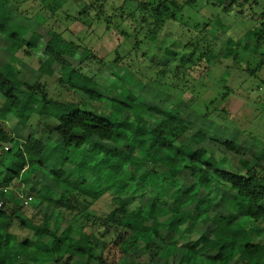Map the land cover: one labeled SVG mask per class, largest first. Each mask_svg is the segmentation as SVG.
<instances>
[{"label": "trees", "instance_id": "trees-1", "mask_svg": "<svg viewBox=\"0 0 264 264\" xmlns=\"http://www.w3.org/2000/svg\"><path fill=\"white\" fill-rule=\"evenodd\" d=\"M226 2L229 13L237 0H208L216 6ZM196 3L93 0L89 9L98 6L99 20L105 7L113 9L105 19L110 31L113 20L135 4L129 18L140 15L141 31L136 30L143 34L135 51L176 20L183 5ZM8 37L30 57L43 39L36 33L28 39ZM252 39L239 58L243 53L256 57L259 63L250 71L256 75L264 67V12ZM73 47L72 42L57 49L43 46L47 59L42 65L61 68V88L100 101L99 92L80 86L70 60ZM236 48H242L241 42ZM91 57L82 55L80 65ZM86 100H57L45 84L24 80L18 70L0 69V188H8L0 192L5 202L0 208V264H264V155L248 159L230 137L191 134L193 127L178 116L156 120L134 102L114 100L106 114L87 107ZM43 104L52 107L51 118L37 111ZM29 112L40 118L37 124ZM16 116L18 133L6 125ZM205 144L218 146L222 158L203 153ZM61 149L65 167L54 161ZM103 158L108 166L98 170ZM14 181L15 192L9 189ZM27 184L40 191L29 188L33 199L25 206L20 196ZM48 185L45 197L41 191ZM107 195L111 211L93 215L95 204ZM130 203L138 206L131 210Z\"/></svg>", "mask_w": 264, "mask_h": 264}, {"label": "rangeland", "instance_id": "rangeland-1", "mask_svg": "<svg viewBox=\"0 0 264 264\" xmlns=\"http://www.w3.org/2000/svg\"><path fill=\"white\" fill-rule=\"evenodd\" d=\"M92 1L0 0L3 29H0V69L8 73L18 70L24 80L45 84L57 100H86L80 92H68L59 86L63 76L59 66L51 69L42 65L47 59L43 46L57 49L64 42H72L70 60L72 69L80 75V86L94 89L102 96L100 101L86 100L87 107L107 114L114 100L134 102L156 120H162L165 114L178 116L187 127H193L191 134L206 132L221 140L228 136L247 152L248 159L252 155H264V67L253 75L250 71L259 60L245 53L239 58L243 48L253 43V34L264 12V0H237L229 13L224 10L229 2L216 6L208 0H197L193 6L183 5L176 20L167 22L158 34L140 43L135 51L133 47L143 38L138 33L140 15L129 18L136 5L128 4L125 12L113 20L114 28L109 31L105 19L112 16L113 9L105 7L99 20L98 6L89 9ZM176 1L184 4L185 0ZM33 33L43 39L31 57L24 54L25 50H19L18 45L11 44L8 37L18 34L28 39ZM238 42L242 45L239 50ZM86 53L93 57L80 65ZM38 110L51 118L52 107L43 104ZM27 115L34 124L40 120L31 112ZM6 125L15 133L21 128L17 116L11 117ZM22 148L29 153L28 146ZM201 148L208 157L214 154L222 158L218 146L205 144ZM101 150L104 154L107 152L104 148ZM63 152L61 149L54 161L65 167ZM33 162L30 160L28 167ZM107 166L108 161L103 158L97 169ZM16 184L17 181L12 182L9 189L15 192ZM33 187V184L25 185L20 197L31 194L29 188ZM127 189L135 191L131 187ZM50 190L48 185L41 192L46 197ZM34 191L40 189L34 187ZM216 193L223 194L218 190ZM137 206L130 203L131 210ZM111 209V197L107 195L95 204L91 213L101 217ZM25 213L32 216L30 210ZM53 214L56 218L60 216ZM15 232L21 233L19 229ZM196 250L200 251L201 246Z\"/></svg>", "mask_w": 264, "mask_h": 264}, {"label": "built area", "instance_id": "built-area-1", "mask_svg": "<svg viewBox=\"0 0 264 264\" xmlns=\"http://www.w3.org/2000/svg\"><path fill=\"white\" fill-rule=\"evenodd\" d=\"M1 191L6 193L8 191V188H0V192ZM22 198L25 200L24 201V205L25 206H28L30 204V202L32 201V199H33L32 197H28V196L22 197ZM4 204H5L4 200L0 197V208H3Z\"/></svg>", "mask_w": 264, "mask_h": 264}]
</instances>
